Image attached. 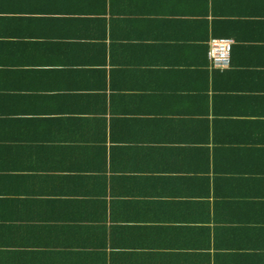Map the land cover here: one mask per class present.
<instances>
[{
    "label": "crops",
    "instance_id": "obj_1",
    "mask_svg": "<svg viewBox=\"0 0 264 264\" xmlns=\"http://www.w3.org/2000/svg\"><path fill=\"white\" fill-rule=\"evenodd\" d=\"M0 264H264V0H0Z\"/></svg>",
    "mask_w": 264,
    "mask_h": 264
},
{
    "label": "built area",
    "instance_id": "obj_2",
    "mask_svg": "<svg viewBox=\"0 0 264 264\" xmlns=\"http://www.w3.org/2000/svg\"><path fill=\"white\" fill-rule=\"evenodd\" d=\"M232 39L214 37L209 40V59L215 68H226L231 61Z\"/></svg>",
    "mask_w": 264,
    "mask_h": 264
}]
</instances>
